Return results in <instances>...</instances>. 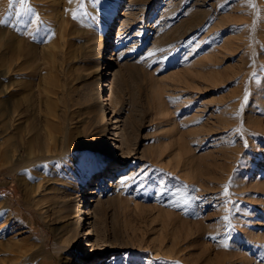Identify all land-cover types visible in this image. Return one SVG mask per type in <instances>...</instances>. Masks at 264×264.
I'll return each mask as SVG.
<instances>
[{
  "label": "rangeland",
  "instance_id": "rangeland-1",
  "mask_svg": "<svg viewBox=\"0 0 264 264\" xmlns=\"http://www.w3.org/2000/svg\"><path fill=\"white\" fill-rule=\"evenodd\" d=\"M38 1L0 0V93L21 96L20 120L42 130L18 170L0 163V260L62 264L73 250L55 229L86 215L104 157L81 108L96 94L86 45L105 29L126 51L111 106L132 150L119 141L125 178L96 196L77 264H264V186H252L264 181V0Z\"/></svg>",
  "mask_w": 264,
  "mask_h": 264
},
{
  "label": "bare ground",
  "instance_id": "bare-ground-1",
  "mask_svg": "<svg viewBox=\"0 0 264 264\" xmlns=\"http://www.w3.org/2000/svg\"><path fill=\"white\" fill-rule=\"evenodd\" d=\"M40 1L43 0H39L38 2ZM94 7L96 8L97 6L93 5V12L98 13L97 11L98 8L94 9ZM4 25L5 23H2L0 25V28L2 30H4L2 28ZM110 25L112 26L113 23L111 22ZM102 26L103 25H101L100 27ZM75 32L78 33V35H82L83 33H85L86 35L89 32V29L85 24L81 22L79 28L77 27V29H75ZM5 35L6 34L2 32V36L5 37ZM99 35L101 37L99 43L93 44L90 47L89 44L86 45L89 48L88 56H90L91 58L94 57L95 55L97 56L95 59L93 58L95 60V67H93V69L91 70V72H93L92 75L96 83V94L94 95V100L92 102H88L87 100V102L82 106L81 111L83 115L82 123L84 127L87 128L88 130L87 133L88 143L95 144L99 142L100 150L104 152V157L100 159V165L93 172L87 174L88 177L90 176L91 180L88 183V186L90 187L86 189V193H85L86 195L84 197V202L87 203V209H85L87 211L85 213L86 215L80 213L75 219L70 220L69 223L60 224L55 229L58 234H61L63 239L64 238L67 239V237L69 238L68 246L73 249L70 251V253H68V255H66L62 264H77L80 257H82L83 254H85L84 253L85 243L89 238L92 237L91 233H93L88 227L89 224L88 220L90 218H93L98 211V207L97 204H95V202L100 201V197L96 198V196L99 195V192H101L100 190L103 187V185L105 183H112V180L115 179L122 180L125 178L124 173L126 172V169L121 167V164L118 161L127 158L130 153H127L125 151H123L124 153L122 154L120 153V149L122 147L119 141H122L123 147L127 148L128 152L132 150L130 135L125 132V136L122 137L121 132H119V130H116L118 128V125H116L115 122L119 120L122 121V119H116V120L114 119L112 113L113 110L111 106L112 105L111 95L116 92L118 86V77L120 70L118 68V64L120 63L119 58L126 51H122V50L118 51L117 48H119L120 46L118 47L117 45H115V36H113L114 35L113 33L111 35H108L104 29L100 31ZM86 38H87L86 41L91 40V37H86ZM111 38L113 39L111 40ZM17 46L18 43L16 42L15 47ZM111 52H112L111 54L112 56L107 59V61L109 62L103 65L101 63L102 60L100 59L102 57V54L103 55L106 54L107 56H109ZM111 60H113V63H111ZM123 64L121 63L120 65ZM127 66L130 67V64H127ZM103 68H108L109 73L103 72ZM6 71L7 70H4L3 72L5 73ZM105 77H108V80H106V84L103 83ZM100 89H103V94L100 93ZM20 98L22 97L21 96L19 97L16 94L11 93L10 89L8 88H5L4 90H2V93H0V145L4 141L7 142L8 145H10L9 147L6 148H2L0 146V163L11 164V166L15 171L21 167L22 164H20L19 166L18 164L20 160L23 158V155L24 154L30 155L32 153L33 145L39 144L40 139H42L41 128H39L33 123L25 124L20 120L23 111L22 103L24 100L23 98L22 99ZM26 100L29 102L28 105L30 106L33 105V100L31 101V99H27V98ZM120 104L122 109L120 108L119 114L125 113L123 111L125 107L123 101L120 102ZM49 112L51 115L54 114L55 110H49ZM92 112H94V115ZM120 117L123 118V116ZM123 120L125 122V119ZM94 122L96 125L95 129L97 131V134L99 133L97 137L98 139L94 137L95 135L93 134V130L89 129V126ZM48 126H49L48 130L52 133H55V131H59L60 128L64 127L61 122H57L54 119L48 120ZM126 128L127 127L125 126L124 129ZM108 133L111 134V137L107 138ZM110 140H112L111 143ZM117 164L118 166L116 167ZM109 167H111L110 171H109ZM254 182L255 184L252 185L253 187L257 188L258 185L264 186V181H260L257 179ZM77 185L78 187L75 188L76 191L81 188V182H78ZM63 230H66L65 233H62ZM93 230L97 232L100 231L97 227ZM70 231L74 236L67 235L66 237H64V235ZM251 235L253 238H256L257 236L259 237L258 233L255 230H251ZM107 247L104 246L102 247V249L103 250L106 249L105 251H109V248ZM57 249H58L57 251L60 250V248ZM232 257L241 259L238 264H244L247 261H249L248 258L242 253H238V254L234 253ZM236 258H232V260H234L235 262ZM236 262L238 261L236 260ZM7 263L8 261L6 259L0 260V264H7Z\"/></svg>",
  "mask_w": 264,
  "mask_h": 264
},
{
  "label": "snow or ice",
  "instance_id": "snow-or-ice-1",
  "mask_svg": "<svg viewBox=\"0 0 264 264\" xmlns=\"http://www.w3.org/2000/svg\"><path fill=\"white\" fill-rule=\"evenodd\" d=\"M24 0H21V3H23ZM69 2H71V0H69ZM225 195H227V193H225ZM225 219H228V217H225Z\"/></svg>",
  "mask_w": 264,
  "mask_h": 264
}]
</instances>
